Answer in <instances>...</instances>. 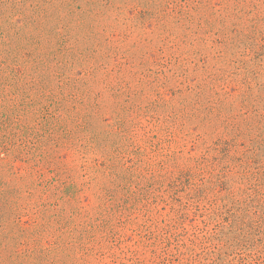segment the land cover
Segmentation results:
<instances>
[{
	"label": "rangeland",
	"instance_id": "374dc122",
	"mask_svg": "<svg viewBox=\"0 0 264 264\" xmlns=\"http://www.w3.org/2000/svg\"><path fill=\"white\" fill-rule=\"evenodd\" d=\"M0 264H264V0H0Z\"/></svg>",
	"mask_w": 264,
	"mask_h": 264
}]
</instances>
